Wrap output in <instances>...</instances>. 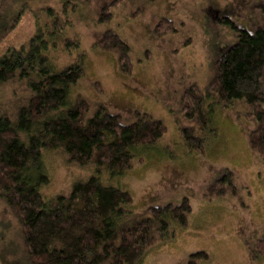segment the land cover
I'll return each instance as SVG.
<instances>
[{
	"label": "rangeland",
	"instance_id": "rangeland-1",
	"mask_svg": "<svg viewBox=\"0 0 264 264\" xmlns=\"http://www.w3.org/2000/svg\"><path fill=\"white\" fill-rule=\"evenodd\" d=\"M263 3L0 0V60L10 48H21L40 31L49 38L56 15L63 40L74 39L80 47L68 49L62 41L51 50V63L62 69L84 54L85 74L72 87V99L84 97L91 106L89 115L104 105L120 115L124 124L136 121L140 112L167 127L156 147L139 150L135 166L125 176L110 181L103 175L105 183L131 192L135 214L150 206L190 200L187 226L174 224L175 238L155 245L143 264H187L189 256L199 251L210 256L204 264H264V254L257 248L264 233V164L249 144L256 123L245 114L248 107L237 102L233 110L215 111L217 135L210 138L205 153L191 150L179 131L180 124L190 125L182 112L185 91L193 84L202 90L209 85L217 60L237 43V29L254 33L264 27ZM103 8L112 16L101 23ZM109 29L131 48L129 74L121 71L117 52L98 45ZM26 84L18 78L0 84V116H17L31 95ZM44 161L51 181L41 192L48 199L68 195L75 180L94 171L70 164L62 150L45 151ZM229 172L236 195L211 196L212 187ZM0 264H33L17 213L1 196Z\"/></svg>",
	"mask_w": 264,
	"mask_h": 264
},
{
	"label": "trees",
	"instance_id": "trees-1",
	"mask_svg": "<svg viewBox=\"0 0 264 264\" xmlns=\"http://www.w3.org/2000/svg\"><path fill=\"white\" fill-rule=\"evenodd\" d=\"M260 9L264 13V3ZM107 10L102 9L101 23L112 16ZM58 21L55 15L49 38L40 31L0 60V84L22 79L31 93L15 118L0 116V196L17 213L33 264H143L155 245L175 238L174 224L187 226L190 200L135 214L131 192L105 183L103 175L110 181L125 176L139 150L156 147L167 127L140 112L136 121L124 124L104 105L89 115L91 106L84 97L73 100L72 87L85 74L84 54L62 69L51 63V50L62 41L68 49L80 47L74 39L63 40ZM237 31V43L217 60L209 85L202 90L193 84L185 91L182 112L190 125L180 124L179 131L191 150L205 153L210 138L217 135L215 111L233 110L242 102L249 109L245 114L256 123L249 144L264 164V27L254 33ZM98 45L117 52L121 71L131 73V48L116 31L109 29ZM49 150H62L70 164L94 171L75 180L68 195L45 198L41 189L51 179L44 152ZM236 190L229 172L212 187L211 196L236 195ZM257 248L264 254V233ZM209 260L208 253L199 251L187 264Z\"/></svg>",
	"mask_w": 264,
	"mask_h": 264
},
{
	"label": "bare ground",
	"instance_id": "bare-ground-1",
	"mask_svg": "<svg viewBox=\"0 0 264 264\" xmlns=\"http://www.w3.org/2000/svg\"><path fill=\"white\" fill-rule=\"evenodd\" d=\"M218 67V66H217Z\"/></svg>",
	"mask_w": 264,
	"mask_h": 264
}]
</instances>
